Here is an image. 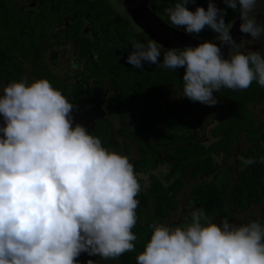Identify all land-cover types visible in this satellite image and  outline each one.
<instances>
[{
  "label": "clouds",
  "instance_id": "clouds-1",
  "mask_svg": "<svg viewBox=\"0 0 264 264\" xmlns=\"http://www.w3.org/2000/svg\"><path fill=\"white\" fill-rule=\"evenodd\" d=\"M190 3L195 0H176L164 10L170 26L189 35L210 28L229 46L227 58L210 40L167 49L154 40H133L127 63L139 69L145 63L182 68L178 96L208 106L218 103L213 93L222 89L246 91L253 82L264 88V54L240 50L225 9L214 0L194 10ZM223 3L238 10L242 33L264 37V23L257 19L261 0ZM73 109L45 78L12 81L0 93V264H79L82 253L115 261L136 251L141 184L134 165L83 124H74ZM240 159L245 166L256 163L252 157ZM259 162L264 164V157ZM189 215L183 225L153 224L136 264H264L260 222L216 223L201 209Z\"/></svg>",
  "mask_w": 264,
  "mask_h": 264
},
{
  "label": "flooded vegetation",
  "instance_id": "flooded-vegetation-1",
  "mask_svg": "<svg viewBox=\"0 0 264 264\" xmlns=\"http://www.w3.org/2000/svg\"><path fill=\"white\" fill-rule=\"evenodd\" d=\"M119 2L123 5V8H116L108 0H0V93L3 89L1 88L2 82L6 80L5 77L8 75L12 81L21 79L29 82L33 81L34 78L31 75L37 68L38 63L33 59L40 56L43 58L44 56L45 60L42 62L45 63V66L42 67V72L36 75H38V78L48 79L55 88L61 90L74 105L73 111L83 112L98 105L99 110H97L96 115L92 119L84 120L81 124L99 138L100 133L101 137L105 135L107 142L104 146L106 148L115 151L109 123L111 117L115 116L120 118L126 125H129L130 122L131 126L141 129L132 132L125 130L122 133L125 137L130 138L134 144L140 146L138 151L141 150L142 146H145L148 149H153L155 153H159V163L168 165L169 171L167 173H169V165L174 162L168 154L172 150L169 145L176 141L183 142L186 139H195L202 142L194 135L201 134L205 130L206 124L214 118H217L219 123L218 115L221 108L226 106V101L222 98V92L217 93L220 99L217 103V110L214 112L210 111L207 105L200 103V106L205 110L197 109L198 118H201L202 114H213V117L204 124L203 128L197 122L186 126L182 123V130H180L182 134L179 133V135L176 130L169 128L166 121L172 118V111L177 112L181 106L190 105V100L187 97L178 96L182 94V79H180L181 86H174L173 79L176 75L172 69L161 68L148 63L143 65V69L132 68L130 64L126 63V57L132 50L131 41L133 40H139L143 43L154 40L162 45L163 49L174 47L168 44L173 41L168 39L167 36L163 37L164 34L161 35L160 30H153L145 17L140 21L142 23L140 25L133 16L131 7L129 8L124 0H119ZM175 2L176 0H145L147 9L166 27L177 30L179 33L199 42L203 40L220 42L215 39L217 34L210 28H205L197 35H189L183 29L171 27L164 10L174 5ZM214 2L218 8L225 9V22L232 24L230 34L238 44L240 43V50L244 52L259 50L264 54V37L260 40H254L249 34L242 33L239 30L241 20L238 10L234 11L227 7L223 0H214ZM207 4L208 0H195V3H190L188 7L192 10L197 5L207 8ZM259 8L257 19L264 23V0H261ZM35 32L39 33L38 38L34 36ZM33 39H38L37 44L31 41ZM21 41L24 43L19 46L18 43ZM228 55L229 50L225 58ZM160 59H163V53H161ZM68 64L72 75L65 73V65ZM144 77L145 80L142 81ZM106 79L108 80V88ZM140 82H142V88L135 89L133 83ZM89 86L90 88L87 89ZM213 94L215 95V92ZM259 96L260 94L255 95L256 98ZM150 100L151 102H149ZM255 102L264 104V100L261 99H255L251 103ZM142 105L143 111L137 117L146 120V115L150 116L151 114H165L167 116L158 119L157 126L149 133L145 131L142 124H138L136 119L131 121L127 116L130 115V110L134 111ZM251 114H253L252 111ZM184 117L189 119L188 114H185ZM253 120L254 126L264 131L261 126H256L254 117ZM161 122L165 125V128L159 129ZM175 128L178 129V127ZM212 128L209 129L211 135ZM173 130L177 134L175 137L169 140L163 138L162 141H155L156 135L160 131L170 133ZM245 133L247 132L245 131ZM145 135H150L153 139L149 146L140 141ZM134 136L138 137L139 140H136ZM163 148H169L170 150L163 154ZM249 148L242 152L245 159H247L245 154L249 151ZM129 149V146H125L126 153ZM162 155L165 158L163 160H161ZM238 164L243 165L241 159L238 160ZM246 169L247 166L245 165L241 169L227 165L225 168L226 188L228 189L229 183L237 180ZM226 194L228 192L223 194L225 205L217 211L224 210V208L232 211L227 216L229 223L234 222L235 212L248 210L251 206L253 208L259 206V212H262V214L255 217H246L242 221L250 223L264 220V194L260 202L252 203L248 200L241 203L240 207H237L234 202L231 206L230 200L225 197ZM137 199L141 200V198ZM150 200L149 197L147 204ZM261 204L263 206H260ZM176 208L165 217L157 214L154 209L153 216L156 217V223L163 224L164 219L170 220L169 218ZM217 211L211 212L210 215L204 214L211 218L213 222L220 223V219L214 217ZM139 215H142V213L137 212L138 219ZM138 219L137 223L139 225L149 224L152 229L153 220L144 224ZM169 225L176 226L177 222H170ZM151 231L148 238H150Z\"/></svg>",
  "mask_w": 264,
  "mask_h": 264
},
{
  "label": "trees",
  "instance_id": "trees-1",
  "mask_svg": "<svg viewBox=\"0 0 264 264\" xmlns=\"http://www.w3.org/2000/svg\"><path fill=\"white\" fill-rule=\"evenodd\" d=\"M131 67L133 68V66ZM181 70L182 68L173 71L176 75L173 79L174 86H181L180 79H182L184 73V70ZM144 80L145 77L142 81ZM141 83H133V87L141 89ZM221 92L223 100L226 101V106L221 108L218 115L219 123L211 130L212 135L218 137V139L210 146H205L201 141L195 139H186L183 142L176 141L174 144H170L172 150L168 154L174 161L169 165L170 172L164 175L162 181L155 175L148 174L150 181L146 186L145 191L147 192L140 191L137 197L141 198L144 205L148 203L150 197L155 204V212L163 217L178 206V193L185 185L191 186L192 196L190 199H192L194 207L201 209L208 215L225 205L223 194L228 192L229 189L231 191L227 194L230 200L229 203L233 206L234 202L237 207L248 200L252 203L260 202L264 194V164L259 162L264 157V131L254 126V120L248 108V104L254 102L255 99L264 100V88L253 82L252 86L246 91L222 89ZM257 94H260L258 98L255 97ZM197 109L205 110L199 102L190 100L189 106L187 104L185 107L181 106L177 112L172 111L173 119L169 118L166 125L174 130H176L175 127L182 130V123L186 126L197 122L203 128L204 124L213 117V114H202V117L198 118ZM185 114L189 115V119L184 117ZM162 116L166 115L151 114L150 116L146 115V120L141 117H137L136 120L149 133L157 126L158 119ZM174 130L170 133L160 131V135H158L159 133L156 135L155 141L169 140L175 137L177 134ZM243 131L247 132L246 136L250 137L251 140V146L245 155L247 158H254L256 163L248 165L246 171L237 180L231 181L227 189L226 182L219 185L216 180L219 171L214 162L213 154H218L220 151L228 155L234 153L237 149L234 142L236 139H241L240 133ZM220 134L221 136H219ZM100 139L103 145L107 142L105 135L101 137V133ZM259 142L262 143L258 144ZM145 153H151L152 158L146 157ZM139 155L140 158L133 161L136 172L146 173L149 169L156 168L159 163V153H155L151 148L148 149L142 146ZM139 182L142 186L141 180ZM258 222L264 225V220ZM151 230L149 224L139 225L137 223L134 227L133 232L138 236V240L135 242L136 251L126 253L132 263H136V255L143 250L144 241L150 239L148 235Z\"/></svg>",
  "mask_w": 264,
  "mask_h": 264
},
{
  "label": "rangeland",
  "instance_id": "rangeland-1",
  "mask_svg": "<svg viewBox=\"0 0 264 264\" xmlns=\"http://www.w3.org/2000/svg\"><path fill=\"white\" fill-rule=\"evenodd\" d=\"M108 1L112 2V4L116 8L117 7L123 8V5L119 2V0H108ZM116 14H118V13H116ZM34 36L36 38H38L39 33L35 32ZM31 41L34 44H37L38 39H33ZM23 43L24 42L21 41L18 43V45L20 46ZM34 60H36L38 62L37 68L34 70V73L31 75V77L34 78V80H35L38 78V75H36V74L39 72L41 73L42 67L45 66V63L42 62L45 60V58H44V56H43V58L40 56L38 58H34L33 61ZM65 73L68 75H72L70 70H69V64L65 65ZM74 74H75V71H74ZM5 78H6V80L2 82L1 88H3L8 83L12 82L9 75L6 76ZM107 84H108V80L106 79V85ZM108 87L109 86L107 85V88ZM89 88H90V86L87 89H89ZM215 96L217 97V100L219 101L220 96L216 92H215ZM149 97L152 98L151 95H149ZM149 102H151V100ZM248 108L252 111V113H253L252 115L256 119V121H255L256 126L259 125L262 127V129H264V104L255 102V103L248 104ZM208 109L210 111L214 112L215 110H217V104L215 106H208ZM142 111H143V105L138 106L136 108V110H134V111L130 110V112H129L130 115H127L129 118L128 117L127 118L132 121V120L136 119V117L138 115H140V113ZM109 123L111 125V131L113 134L112 143L115 146V151L126 155L133 164L134 160H137L140 158L139 151H138L140 146H138L137 144H134V142H132L130 140V138L125 137L122 132H124L125 130L132 132V131L141 130V129L139 127L131 126L130 122H129V125L128 124L126 125L125 123L122 122V120L120 118L115 117V116L111 117V119L109 120ZM217 123H218L217 118L212 119L208 124H206L205 130L202 131L201 134H197L194 136L197 139L202 140V143L205 146H210V144L215 142L218 139V137L212 136L209 132V129L212 128L213 126H215ZM162 128H165V125L161 122L159 124V129H162ZM180 130L181 129L178 130L176 128V132L178 135H179V133L182 134V131H180ZM240 134H241L240 135L241 139L236 140L234 142L235 146L237 147V149L234 153L227 155L226 153L220 151L218 154H213L214 162L217 165V170L219 171V174L216 177V180H217L219 185L222 182L226 181L225 168L227 165L235 166L236 169L244 168V165L238 164V160L240 159V157H244L242 152L244 150H247L248 147H250L251 140H250V137L246 136L245 131L241 132ZM158 135H160V133ZM134 138L136 140L137 139L139 140V138L136 136H134ZM140 141L149 146V143L153 142V139H152V137H150V135H145L142 138V140H140ZM177 142H180V141H177ZM125 146L130 147L128 153H126V151H125ZM169 150H170L169 148H163L162 153L165 154ZM145 154H146L145 155L146 157L152 158L151 153H145ZM163 159H165V158L162 155L161 160H163ZM168 171H169L168 165L160 162L156 168L148 170L147 173L136 172V171L135 172H136L138 179L142 180L141 190H146V186L150 181V179H148V174H153L157 178H159V180L162 181L164 179L163 178L164 174H166ZM230 184H231V182L229 183V185ZM229 191H230V189H229ZM226 195H225V197H227ZM191 196H192L191 186L185 185L183 187V189L178 193L179 203H178L176 210L173 211L172 215L169 218L170 220H167V219L163 220V224L169 225L170 222H177V225H183V224H185V222H187V223L190 222L191 217L189 214L191 211L196 209L193 205L192 199H190ZM138 200L140 203H139V206H138L136 211L139 213H142V215H139L138 221L145 224L147 221L150 222L151 220H153L154 221L153 224H155L156 223V217L153 216L155 204L152 202V199L150 200L149 204H147V205H144L140 199H138ZM260 206H263V205L261 204ZM259 209H260L259 206L254 207V208H253V206H251V207H249L248 210L237 211V212H235L236 215L233 218L234 222L231 221V223L238 225V224L244 223L242 220H244L246 217L260 216L262 214V212H259ZM231 213H232V211H229L226 208H224V210H218L215 213L214 217H216L217 219H220V221H222L223 219H228L227 216H229ZM204 217L206 219L212 221V219L208 218L205 214H204ZM185 220H187V221H185ZM202 222H203V220H202ZM172 226H174V225H172ZM145 243H146V240L144 241V244ZM123 256H125V257H123ZM90 259L94 261V264H133L131 262V260L129 261V257L126 255V253L124 255H122L118 260H115V261L103 260L98 256H89L87 253H82L78 257L79 264H87V261Z\"/></svg>",
  "mask_w": 264,
  "mask_h": 264
},
{
  "label": "water",
  "instance_id": "water-1",
  "mask_svg": "<svg viewBox=\"0 0 264 264\" xmlns=\"http://www.w3.org/2000/svg\"><path fill=\"white\" fill-rule=\"evenodd\" d=\"M125 3L131 7V12L133 16L137 19L138 23L142 25L140 22L144 17L147 19L150 27L154 29L160 30L161 35L164 34L163 37H166L173 41L172 43H168L173 45L174 47H183V46H196L200 42L193 38H190L182 33H179L177 30H172L168 26L166 27L162 21H160L157 17L151 13L145 4V0H124ZM167 32V33H166ZM221 46L222 53L224 57L226 56L229 46L221 45L220 42H216ZM97 110H99L98 105L92 107L87 111H73V123H82L84 120L92 119L96 115ZM0 124H3V117L0 116ZM2 135V134H0Z\"/></svg>",
  "mask_w": 264,
  "mask_h": 264
}]
</instances>
